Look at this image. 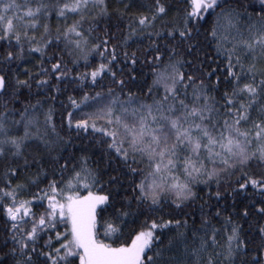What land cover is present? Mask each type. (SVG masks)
<instances>
[{"label":"snow or ice","instance_id":"snow-or-ice-1","mask_svg":"<svg viewBox=\"0 0 264 264\" xmlns=\"http://www.w3.org/2000/svg\"><path fill=\"white\" fill-rule=\"evenodd\" d=\"M0 264H264V0H0Z\"/></svg>","mask_w":264,"mask_h":264},{"label":"trees","instance_id":"trees-1","mask_svg":"<svg viewBox=\"0 0 264 264\" xmlns=\"http://www.w3.org/2000/svg\"><path fill=\"white\" fill-rule=\"evenodd\" d=\"M253 2L256 3L257 6H258L260 0H253ZM52 22H53V25H55L57 23V21L55 20V18H53V21ZM35 58L36 59H39V56L37 55ZM32 62L33 61L31 60V58H29V66H31V63ZM20 67L23 68L24 67V64H21ZM77 70L82 71L83 70V64L81 65V68H79ZM33 71H35V69H33ZM37 78H39V77H37ZM149 80H150V78H149ZM60 99L63 100V97H61ZM57 109H59V103L57 104ZM55 119H56V123L59 124V112H57ZM62 134L63 135H67V132H64ZM78 191H80V194L81 195L87 194V191H85L84 189H78ZM92 191H96V189H92ZM167 218L168 217H165V219H167ZM98 239L105 240L106 243H113V240H114V238L105 239V236L103 235V231L102 230H101L100 234L98 235ZM121 242H123V241H121Z\"/></svg>","mask_w":264,"mask_h":264},{"label":"rangeland","instance_id":"rangeland-1","mask_svg":"<svg viewBox=\"0 0 264 264\" xmlns=\"http://www.w3.org/2000/svg\"><path fill=\"white\" fill-rule=\"evenodd\" d=\"M86 195V194H85Z\"/></svg>","mask_w":264,"mask_h":264}]
</instances>
